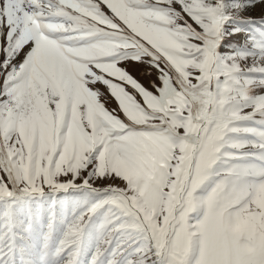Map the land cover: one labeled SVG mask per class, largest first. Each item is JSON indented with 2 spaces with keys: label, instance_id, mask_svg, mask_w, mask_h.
<instances>
[{
  "label": "snow or ice",
  "instance_id": "6c2138e0",
  "mask_svg": "<svg viewBox=\"0 0 264 264\" xmlns=\"http://www.w3.org/2000/svg\"><path fill=\"white\" fill-rule=\"evenodd\" d=\"M0 264H264V0H0Z\"/></svg>",
  "mask_w": 264,
  "mask_h": 264
},
{
  "label": "rangeland",
  "instance_id": "374dc122",
  "mask_svg": "<svg viewBox=\"0 0 264 264\" xmlns=\"http://www.w3.org/2000/svg\"><path fill=\"white\" fill-rule=\"evenodd\" d=\"M253 16H255V17H259V12L258 11H255V12H253V13H251Z\"/></svg>",
  "mask_w": 264,
  "mask_h": 264
}]
</instances>
